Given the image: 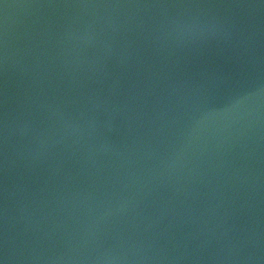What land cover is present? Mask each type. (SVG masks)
<instances>
[{"label":"water","instance_id":"1","mask_svg":"<svg viewBox=\"0 0 264 264\" xmlns=\"http://www.w3.org/2000/svg\"><path fill=\"white\" fill-rule=\"evenodd\" d=\"M0 264H264V0H0Z\"/></svg>","mask_w":264,"mask_h":264}]
</instances>
